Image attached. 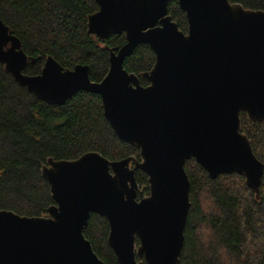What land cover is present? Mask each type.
Returning <instances> with one entry per match:
<instances>
[{
	"label": "water",
	"instance_id": "obj_1",
	"mask_svg": "<svg viewBox=\"0 0 264 264\" xmlns=\"http://www.w3.org/2000/svg\"><path fill=\"white\" fill-rule=\"evenodd\" d=\"M95 1L88 32L102 41L125 35L123 45L108 48L109 68L100 81L90 79L88 65L68 69L52 56L39 74H25L28 57L1 18L0 62L49 104L62 105L80 90L97 93L110 127L138 147L140 160H109L96 151L48 160L41 172L54 204L45 216L0 210V264H106L83 234L91 213L106 217L118 264H139L137 258L178 264L190 206L187 159L211 178L244 176L259 196L264 164L241 132L239 113L264 120V10L229 0H178L184 32L168 14L170 0ZM141 43L155 55L142 73L147 85L123 67ZM137 169L147 175L146 196L138 190Z\"/></svg>",
	"mask_w": 264,
	"mask_h": 264
},
{
	"label": "trees",
	"instance_id": "obj_2",
	"mask_svg": "<svg viewBox=\"0 0 264 264\" xmlns=\"http://www.w3.org/2000/svg\"><path fill=\"white\" fill-rule=\"evenodd\" d=\"M229 1L264 10V0ZM97 9L95 0H0V18L28 57L25 74H39L52 56L64 68L88 65L92 81H100L108 71V48L125 43L124 33H112L102 41L88 32V16ZM167 11L186 32L178 0H170ZM154 61L153 50L141 43L125 57L123 67L147 85L142 73ZM239 115L241 132L264 164V120L250 121L244 111ZM88 151L109 160L129 156L140 160L138 147L121 140L110 127L97 93L80 90L62 105L49 104L18 84L0 62V210L45 216L54 201L42 167L50 159L72 160ZM184 168L190 206L178 264H263L264 168L258 197L237 173L211 178L193 158ZM135 178L141 195H148L146 173L137 169ZM108 233L106 217L91 213L84 237L106 264H118ZM137 260L147 264L143 258Z\"/></svg>",
	"mask_w": 264,
	"mask_h": 264
}]
</instances>
